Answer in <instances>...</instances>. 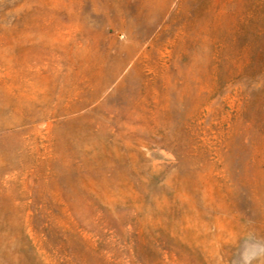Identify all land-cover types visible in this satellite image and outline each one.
<instances>
[{
	"label": "rangeland",
	"instance_id": "obj_1",
	"mask_svg": "<svg viewBox=\"0 0 264 264\" xmlns=\"http://www.w3.org/2000/svg\"><path fill=\"white\" fill-rule=\"evenodd\" d=\"M250 234L264 0H0V264H236Z\"/></svg>",
	"mask_w": 264,
	"mask_h": 264
},
{
	"label": "clouds",
	"instance_id": "obj_2",
	"mask_svg": "<svg viewBox=\"0 0 264 264\" xmlns=\"http://www.w3.org/2000/svg\"><path fill=\"white\" fill-rule=\"evenodd\" d=\"M262 256H264V240L250 234L238 251L236 264H252L253 260H258Z\"/></svg>",
	"mask_w": 264,
	"mask_h": 264
}]
</instances>
